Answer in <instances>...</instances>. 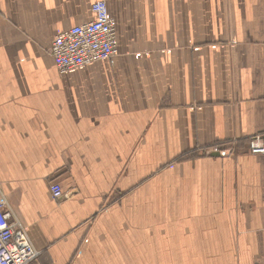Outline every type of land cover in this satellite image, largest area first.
<instances>
[{
	"label": "crops",
	"instance_id": "1",
	"mask_svg": "<svg viewBox=\"0 0 264 264\" xmlns=\"http://www.w3.org/2000/svg\"><path fill=\"white\" fill-rule=\"evenodd\" d=\"M94 1L0 0V191L31 264H264V154L247 147L264 0H104L117 55L59 73L51 41Z\"/></svg>",
	"mask_w": 264,
	"mask_h": 264
},
{
	"label": "built area",
	"instance_id": "2",
	"mask_svg": "<svg viewBox=\"0 0 264 264\" xmlns=\"http://www.w3.org/2000/svg\"><path fill=\"white\" fill-rule=\"evenodd\" d=\"M93 18L56 34L48 53L59 73H66L117 55L116 30L104 0L90 5ZM248 153L264 154V137L253 135L247 140ZM221 154L220 147L202 149V154ZM52 198L62 196L57 183L49 185ZM40 254L22 223L14 215L0 191V264H31Z\"/></svg>",
	"mask_w": 264,
	"mask_h": 264
},
{
	"label": "water",
	"instance_id": "3",
	"mask_svg": "<svg viewBox=\"0 0 264 264\" xmlns=\"http://www.w3.org/2000/svg\"><path fill=\"white\" fill-rule=\"evenodd\" d=\"M218 154L217 153H213L212 156H217Z\"/></svg>",
	"mask_w": 264,
	"mask_h": 264
}]
</instances>
